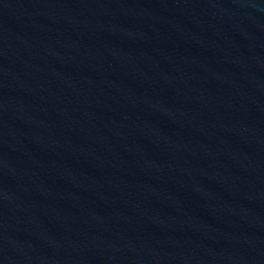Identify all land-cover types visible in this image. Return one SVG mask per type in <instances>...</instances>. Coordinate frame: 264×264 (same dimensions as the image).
I'll return each instance as SVG.
<instances>
[{"label": "water", "instance_id": "water-1", "mask_svg": "<svg viewBox=\"0 0 264 264\" xmlns=\"http://www.w3.org/2000/svg\"><path fill=\"white\" fill-rule=\"evenodd\" d=\"M0 264H264V0H0Z\"/></svg>", "mask_w": 264, "mask_h": 264}]
</instances>
